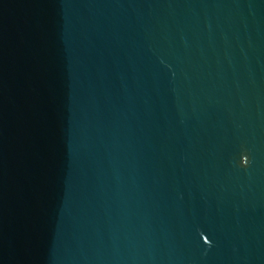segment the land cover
I'll use <instances>...</instances> for the list:
<instances>
[{
  "label": "water",
  "instance_id": "1",
  "mask_svg": "<svg viewBox=\"0 0 264 264\" xmlns=\"http://www.w3.org/2000/svg\"><path fill=\"white\" fill-rule=\"evenodd\" d=\"M0 264H264V0H0Z\"/></svg>",
  "mask_w": 264,
  "mask_h": 264
}]
</instances>
